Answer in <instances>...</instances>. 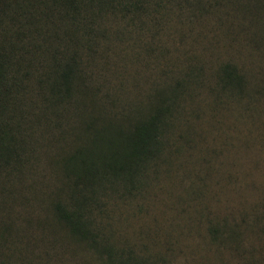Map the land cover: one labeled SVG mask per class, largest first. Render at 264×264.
Returning a JSON list of instances; mask_svg holds the SVG:
<instances>
[{"label": "rangeland", "instance_id": "1", "mask_svg": "<svg viewBox=\"0 0 264 264\" xmlns=\"http://www.w3.org/2000/svg\"><path fill=\"white\" fill-rule=\"evenodd\" d=\"M163 1L158 19L143 26L104 22L98 32L110 33L85 63L93 87L124 100H145L157 86L182 82L163 157L131 193L120 184L93 193L90 236L80 241L50 207L62 182L56 160L75 140L68 112L34 126L29 115L20 134L33 136V167L0 181V230L6 228L0 263L264 264V100L225 96L218 79L226 62L257 70L264 47L250 45L242 2ZM41 11L29 7L27 14L49 41L62 29L52 24L54 14L48 19ZM37 42L32 38L30 49L45 53ZM81 46L88 43L70 51L85 56ZM31 99L24 92L19 100L37 112ZM241 221V245L234 248L226 232Z\"/></svg>", "mask_w": 264, "mask_h": 264}, {"label": "trees", "instance_id": "2", "mask_svg": "<svg viewBox=\"0 0 264 264\" xmlns=\"http://www.w3.org/2000/svg\"><path fill=\"white\" fill-rule=\"evenodd\" d=\"M234 1L242 2L240 13L250 16L248 28L253 29V36L248 37L250 45L254 49L264 47V0ZM166 3L163 0H0V181H6L10 175H23L33 167H28L35 157L28 148V140L33 136L25 140L20 134L23 120L32 115L33 126L41 125L49 115L57 116L65 109L68 112L65 122L70 124L68 133L75 140L56 160L62 196L58 193L50 207L80 241L90 236L86 222L91 207L87 202H96L93 193L113 184H120L131 193L143 185L148 170L161 160L167 148V135L173 127L174 111L185 88L179 80L162 84L141 101L103 95L91 85L86 60L98 52L102 37L110 33L109 30L102 35L98 32L104 22L127 23L126 29L134 27L136 22L143 26L156 21ZM29 7L43 9L41 13L48 19L53 14L56 17L52 24L62 31L50 42L34 31L33 16L27 14ZM32 38L38 41L35 46H45V53L30 49L32 44L28 43ZM80 41L88 43L87 49L81 46L86 49L85 56L70 51ZM260 62L254 74L246 65L240 68L235 63H223L218 79L225 96H248L263 101L264 55ZM24 92L32 95L30 103L39 105L37 112L22 105L19 99H23ZM71 113L74 118H70ZM242 222L240 225L236 222L235 228L226 232L234 248L241 245ZM5 229L0 230V242L5 240ZM211 231L217 233L219 229L213 226ZM130 263L120 260V264Z\"/></svg>", "mask_w": 264, "mask_h": 264}]
</instances>
